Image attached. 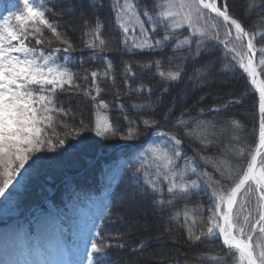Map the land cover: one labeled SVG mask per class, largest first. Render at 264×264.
I'll return each instance as SVG.
<instances>
[{
  "label": "snow or ice",
  "instance_id": "6c2138e0",
  "mask_svg": "<svg viewBox=\"0 0 264 264\" xmlns=\"http://www.w3.org/2000/svg\"><path fill=\"white\" fill-rule=\"evenodd\" d=\"M86 3L96 8L100 5V0H70L69 6L65 7L63 12L72 16L77 10L83 9ZM110 6L114 10L119 7V11H116L117 24L123 33L122 42L125 45V51L130 53L144 50L163 51L167 46L165 42L177 41V48L188 45L189 49L187 55L175 58L198 60L207 50V41L219 40L220 25L216 22L219 18H222L225 40L232 36V29L235 30V41H243L247 38L246 52L238 51L235 43L229 48V43L219 40V43L224 46L226 56L234 53L232 59L239 58V68L251 78L252 89L259 94V145L247 164V169L235 180L234 185L228 188L220 187L221 180L231 179L234 175L227 160L222 157L201 155L200 159L205 165L211 166L213 171L202 169L183 156L180 138L175 134L158 130L161 122H167V117L173 115V111L168 109L159 114L161 119L152 116L142 120L145 129H152L153 134L160 138V143H155L149 149L150 156L146 154L138 167L136 165L132 167L135 168L136 174H142L144 177L143 185L146 187L140 189L141 194L150 190V194L159 195L161 198L153 200V204L161 210L166 206H173L176 201L190 202L199 193L202 184L212 189V196L215 199L214 206L208 210L211 216L208 218L206 231L201 230L199 234H196L186 223L187 240L196 244L202 240L222 237L223 245L227 250L226 258L213 256L212 260L219 259L220 264H264V161L257 168V156L261 154V149H264V79L258 78L254 66L257 55L253 43L255 33L246 31L241 22L230 14L228 0H222L220 4L217 0H160L159 3L153 0L152 14L147 9L142 13L153 25L150 32L141 21L138 14L139 6L133 0H124L122 5L117 0V3ZM258 7L264 11V0H260ZM156 9L159 11L157 12ZM46 11L48 10H42L41 7L34 5L32 0H23V8L14 12L9 11L3 18V23L0 24V198H8L11 195L10 188L17 178L22 176V170H26L25 166L37 153L56 151L57 147L65 145L67 137L73 136V133L79 136L81 129L88 128L83 120H80L79 127L60 121L63 128H70L71 131L65 133V138L56 139L55 142L52 138V133L55 131L54 114L75 119L70 110L62 106L57 107L54 97L58 90H64L65 85L69 90H79V85L75 83L79 77L71 70V65L74 61H78L82 67L84 60L83 57L73 56L77 46L68 39L66 33L60 31L56 24L47 19ZM124 16L128 19L124 20ZM82 19L87 27V18L82 17ZM13 20L17 22L15 25L12 23ZM132 22L139 25L140 37H134L129 42L130 31L133 33L136 31L134 28H129ZM29 24L32 25L31 31H29ZM94 24V28H88L84 33L91 38L84 42L83 49L90 51V58L107 61L103 77H109L115 83L112 74L113 64L103 55L109 49L106 40L102 38L99 18L94 21ZM161 25L164 34L162 38H156ZM45 28L51 32L50 38H45ZM177 30L188 31L189 35H184L183 39L179 40L182 33ZM260 38L264 40V34H261ZM31 41H34L35 45L47 43L48 47L45 49L30 46ZM192 45L195 47L193 48ZM260 53L262 58L259 63L264 65V48L260 50ZM172 59V57L169 58V63ZM154 63L159 70L161 60L157 59ZM140 67L144 68L145 65ZM148 67H151V64ZM212 68L214 65L209 61L203 69L195 70L198 73V79L201 80V86L206 82V79H203L204 74L207 73L210 76ZM183 71L184 68L181 66L175 70H159L158 75L162 79L175 83L182 79ZM100 75L97 71H92L90 73L92 88H85L83 91L97 110L92 131L98 137L106 138L116 136L119 130L109 121L108 116L103 114L109 109V104L102 99L98 100L102 91L97 83ZM124 75L134 78L135 73L130 63L126 62ZM83 79L87 80L88 76L85 75ZM148 91L150 93L152 90L148 89ZM168 91L167 88L163 89L161 96ZM239 102V100H232L229 104ZM160 103L163 104L162 98ZM229 104L223 105L222 108L214 107L211 111L227 110ZM119 107L122 111L124 110L123 105ZM155 107L156 105L151 102L147 105H133L134 109L145 111H153ZM199 114L203 115V109ZM185 115L186 111L176 118L174 127L183 129L186 135L198 133L196 138L205 147L214 144L219 136L227 131L226 127H218L211 121H197L193 124L192 121L183 118ZM124 118L129 120L127 115ZM232 123L239 127L237 121ZM133 125L135 121L129 120V128L121 136L122 139L138 138L139 129ZM200 133L203 135H199ZM232 139L238 140L239 137L233 136ZM182 158L186 160L183 167L177 163ZM149 160L151 163H148ZM214 173H218L220 178H215ZM161 177L167 182V193L171 197L167 201L162 198L163 192L159 187ZM136 184H140L139 175H137ZM242 192L244 195L238 200ZM253 196L256 200L254 210L258 214V219L254 222L253 210L249 208ZM106 207L108 211L98 218L99 222L93 219L78 226L76 239L71 241L70 250L65 258L3 261L0 264H108L109 250L113 245L104 242L101 235L104 223L110 222L112 216L110 206ZM197 211H199L197 208L191 211L186 208L184 211L186 222L192 215V224H195L194 214ZM178 216L179 213H176L170 219H176ZM116 247L122 248L123 245L118 244ZM140 247H147V244H141ZM185 264L188 262L186 261Z\"/></svg>",
  "mask_w": 264,
  "mask_h": 264
},
{
  "label": "rangeland",
  "instance_id": "374dc122",
  "mask_svg": "<svg viewBox=\"0 0 264 264\" xmlns=\"http://www.w3.org/2000/svg\"><path fill=\"white\" fill-rule=\"evenodd\" d=\"M62 1L63 0H55V5L53 6L52 9L53 17L55 18L61 15L58 12V10L63 8V4L59 6L57 3H62ZM112 3L113 4L117 3V0H113ZM118 3L122 5L124 3V0H118ZM259 3L260 0H245V2L244 0H235L234 9H236V12H238L239 14H244V12L245 14L246 13L252 14L251 11H253L255 6L258 7ZM18 4L19 7L23 8V0L20 1ZM245 4L247 5L246 8L248 9L246 11H245ZM83 9L77 10L74 13V15L69 16V18L65 20V23L66 22L68 23L66 24V28L68 32H70L75 37L82 34L85 25L84 21H79L76 18V14L79 16H85L86 18H89L91 16V14L90 16H88V10H85V8ZM116 11H119V7L116 8ZM158 11L159 9H157V12ZM142 13L143 12L139 11L138 8V14L140 15V19L141 21H143L145 28L148 29L150 32L153 25L148 21V18L146 16H143ZM123 19L127 20L128 17L124 16ZM261 21L264 22L263 19H251L249 21L250 28H248V31L250 33H255V39L260 42L259 55L256 58V61L258 63L259 69H261L260 71H262L264 74V65H260L259 63L260 59L262 58L260 50L264 48V44L262 43L264 40L260 38L261 34H264V25L261 24ZM216 22L220 25L219 40H225L224 27L222 25V22H220L219 20ZM2 23H3V19L0 20V24ZM129 28L130 29L134 28L136 30L135 33L130 31L128 37L129 42H131V40L134 37L136 38L140 37L138 24L132 22L129 24ZM177 31L182 32L183 30H177ZM234 38H235V30L232 29V36L228 37L227 40H225V42L229 43V48H231L233 43H235L237 50L243 52L244 45L242 41H235ZM182 39L183 37H179V40ZM219 40L213 39L207 41V49L209 45L215 43L219 44L224 49L223 44L219 43ZM174 44L177 45V41H174ZM219 45H215L214 49L208 52L204 63L200 67H195L191 71V75H189L186 83H184L182 86L183 88L181 89L179 87L176 88L177 92L173 94L174 96L173 98H171L172 99L171 101L178 102L179 100L182 101L184 100L186 102L187 101L186 99L193 94L194 87L192 88V86H194L196 82L201 81L200 79H198V73L195 70L203 69L205 66L208 65V62L211 61L212 64L214 65V68H212L211 70V75L208 76V74L205 73L203 77V79H206L204 86H206L207 88L202 91V94L200 96L198 97L196 96V97L199 99H205L206 97L213 99L211 106L214 107L217 106L214 104V101L218 102L223 95L225 96L230 94L232 99L229 100L231 101L239 100L240 101L239 103L241 102L243 103V105H239V108H241V110L236 111L237 113L241 114L242 118L245 121V125L243 129L245 130V132H254V129L252 128V126L254 125V117H253L254 112L251 109L253 107L252 102H254V99L253 96L250 94L249 89L244 88L240 78V74L235 69L236 65L238 64L239 58H237V60H233L232 55H234V53H230L226 56L224 51L225 49L224 50L221 49L220 47H218ZM54 46H59V45H54ZM176 57H182V55L181 56L177 55ZM162 100L164 104L163 111L165 109L170 110L171 109V107H169L170 100L169 99H166V101L164 99ZM198 102L199 105H202L200 101ZM75 106L76 107H74L73 113L76 119L80 115L83 116L85 114L86 106H81L78 102L75 104ZM160 107L162 108V106ZM194 109L201 110V108H194ZM185 111L187 110H183L182 113ZM154 112H156V110ZM184 119H189L190 121H192V118L190 116H187ZM207 119L203 121H210L212 118H207ZM72 121L69 120V122ZM223 121L226 124L223 123L222 126L227 127L228 125L230 128H232V130L236 128V126H234L232 122L227 123L225 120ZM257 124H259V121H257ZM64 130L65 128L61 127V132ZM245 132H243L242 130V132L237 134L240 135L241 138H239L236 142L234 141L228 143V145L225 144L223 148L221 146L222 152L225 156L224 158H226L227 162L231 165L234 173L231 179L221 180L220 187L222 188H228L235 180L238 179L239 175L241 174L240 171L243 169L247 161L251 145L256 142V134L254 133L251 134L245 142L241 141V140H245L246 139L245 137H248V134H245ZM225 135H230L231 137L236 136L234 132L229 131L227 133L223 132L219 136V138L223 140V136ZM111 139L112 138L108 139L104 143L102 142V144H95L92 147H90L89 145L87 147L84 146L82 148L85 152L84 154L87 156H91L92 152L94 153L96 148H99L98 151H104L105 149L111 146L117 145V143L121 141V139L120 141L118 140L111 141ZM70 150L72 149L68 148V150L66 151H70ZM45 152L47 151L37 153L36 156L33 157V160H30L29 164L25 166L26 170H22V176L17 178V181L14 182L13 186L9 190L11 195L8 198H0V219L2 220V224L0 226V262L3 261L13 262V261H23V260H59L65 258L67 252L70 250L71 241L76 239L78 226L83 224L85 221H88V219L92 216V211H90V204L85 202L83 203V205L82 204L80 205L79 203H75V201L71 200L67 208L69 214L63 212L64 213L63 220L66 223H68L70 216L72 217L74 213H77L76 219L74 220L70 219L71 220L70 226L62 225L61 221L56 216V214L54 212L51 213L49 210L43 209L44 207L39 208L33 215H28V222H24L23 219L22 221L15 219L19 217L17 215V213H19L18 207L16 206L15 203H19V202L23 203L25 204V208H26L29 203L34 202L36 200L39 201L45 194H47V192H49L52 184L58 179V175H59L58 173L60 170H55V169L59 167H56L55 169H51L49 168V165L53 164L51 160L55 161L54 159H56V161L59 162V159L61 158H59L58 156H54L53 153L51 155L50 152L49 155H45L44 154ZM142 152L143 150L142 148H140L139 155H144L142 154ZM241 152L243 153L242 155ZM183 156H186L187 159L188 157L189 158L192 157L185 155L184 153ZM141 158L145 159L144 156H142ZM261 158L262 160L260 159L259 162L257 163V168H259L261 166V162L264 161V153ZM39 159L42 165L44 163H47L45 172L44 173L41 172V170H43L44 167L37 168L39 174V181H37L36 186L34 182L31 183V185H33L31 190L29 191L22 190L21 189L22 187L20 188V185L23 184V182H25L24 181L25 173L29 169L31 163L35 165ZM180 161L182 162L180 166L183 167L186 163V160L182 158L177 163H179ZM194 164L202 168L198 162H195ZM35 167L37 166L35 165ZM212 171L213 169L211 168V166H209V172ZM214 176L217 179L220 178L218 173H214ZM24 188H27V183L24 186ZM200 190L205 193L202 194L198 203L192 207V209L193 208L199 209V211H197L198 214L195 213L194 216L195 223L197 225L196 229L194 230L196 234H199L201 230L206 231V227L208 225V218L211 216V213L208 210L209 208L214 206L213 202L215 199L212 196V189L207 188L202 184ZM126 194L128 196L129 201L127 202V205L123 204L124 209L125 208L126 209L119 212L118 218H120V226L122 225L123 227H125L128 233H134L133 235H136L134 238H136L135 240L137 246H135L132 249V251H134L135 254L131 257L132 258L131 259L132 263L130 262L131 264L136 263L135 262L136 259H138V262L141 261V263L138 264H172L171 261H175L173 264H185L186 261L188 262V264H220L219 259L212 260L211 258L213 256L218 258H226V252L221 253L220 255L211 254L209 256V251L215 249L216 244L214 243V240H202V242H197L196 244H192V245L187 244V246L186 244H184L186 248L183 246H182L183 248H181L179 246L180 233L177 231L175 227L177 226L180 228V225L179 223H173V220L170 219V217L172 216L171 214H169L166 211L165 212L160 210L155 211L154 209H152L149 203L145 202L147 198L138 197L139 195L137 193L131 191ZM243 195L244 194L242 192L240 194L239 200L241 197H243ZM84 199H88V198H84ZM101 203L100 202L97 203V207L99 208L102 207ZM255 206H256V200L255 197L253 196L252 204L249 205V208L253 210V218L256 217L257 215V212L254 210ZM123 216L126 217V218L124 217L125 220L123 219ZM192 219L193 216L190 215L187 219V222L185 219L183 223L185 225L186 223L187 225H191ZM16 222L18 223L15 224ZM27 223L31 224V227L28 230L26 229V226H28ZM142 232H146L147 234H142ZM69 233H71L72 236H70ZM184 233H188L187 227L184 230ZM140 240L149 242V245L152 244V247H148L147 249L146 247H143L145 248V250H143V248L140 247V245L145 243L141 242ZM158 241L162 242L163 244L154 247L153 243ZM193 252H196L197 255Z\"/></svg>",
  "mask_w": 264,
  "mask_h": 264
},
{
  "label": "trees",
  "instance_id": "16d2710c",
  "mask_svg": "<svg viewBox=\"0 0 264 264\" xmlns=\"http://www.w3.org/2000/svg\"><path fill=\"white\" fill-rule=\"evenodd\" d=\"M234 1L235 0H229L228 4H229V11L231 14H233L236 18H238L241 23L248 29L249 27V21L251 19H263L264 20V11H261L259 9V7L255 6V8L253 9V11H251L252 14L250 13H246L244 12V14H239L238 12H236V9H234ZM155 2H157V0H155ZM245 2V0H244ZM138 3L141 7L147 9V10H152V4H153V0H138ZM59 6L63 4V8L59 9L58 12L61 14L59 17H57V19L54 20V24H56L58 26V29L64 33L67 34L68 39H70L74 45L77 46V51L75 52V54H80V57H83L84 60V64L81 67V65L78 66L77 69H75V73L78 74L79 79H82V77L84 76L88 65L91 64V67L93 69V71H97L98 73H100V78H99V86L102 89V94H103V100H107L108 102L110 101L112 103V105L110 104L112 110L111 113L113 112L114 114H116V116L114 117V121H115V125L114 127H116L119 131L118 134L116 136H108V137H98L94 131H92L93 125H91V121L89 119V112H88V106L85 105V103L83 101H81L80 99L78 100V103L81 106H86L85 108V114L83 116H79L78 118H76L75 120H73L72 124H75L77 127H79V122L80 120H83L84 123L86 125H88L87 129H81L80 131V135L78 136V143L76 145H73L71 148L70 147H57L56 151H47L44 154L45 155H52V153L54 154V156H58L59 158V162L56 161V159H54L55 161H52L53 164L49 165V168L51 169H55V170H60L59 171V175H58V179L56 181H59L61 179V177H63L64 175L67 174H73L76 172V170L78 168L83 167L87 161L89 159L92 158V156L94 155V153L99 150V148L95 149V152H92L91 156H87L84 153V150L82 149L84 146L87 147L88 145L90 147H92L95 144H102V142L104 143L105 141H107L108 139L112 138L111 141H120V139L122 140L121 136L125 133V131L129 128V120H134L135 121V125H133V127H136L139 129L140 135L138 136V138L133 139V140H141L142 136H143V129H145L142 120L143 119H149L152 116H155L157 119L159 118V112L157 111V108L160 106V99H164L166 101V99L170 100V106L171 109L169 111H173V113L177 114V110H176V106L174 105V101L172 102L171 98H173V94L176 91V88L179 87L180 89L183 88V84L186 83L189 75H191V71L193 69L189 68L186 69V66H184V71L182 73V79L180 82L177 83H172V82H168L167 85L170 88V91L168 93H165L161 96L162 93V87L164 89V85L166 84V80L162 79L161 77L157 76L155 74V69H153L154 66V62L157 59L161 60V68L160 70H164V71H169V70H173L176 67H181L185 61L182 59L179 60H175L173 57V52L172 49L170 47H166L163 51L161 50H155V51H133V52H127L125 51V45L122 42L123 41V34L120 32V30L115 27V17H114V13L113 8L110 6V0H100V5L96 8H92L90 6L87 5V3L85 4V10H88V16H91L89 18H87V21L89 19L88 25L87 27H85L84 25V30L82 31V34L78 35V36H73L70 32H68L67 28H66V24H68L67 22L65 23V20H67L69 18V15L66 12H63V9L65 7H68L70 4L69 0H63L62 3H57ZM246 4H245V11L248 10L246 8ZM84 11V9H83ZM82 17L86 18L85 16H79L76 14V18L79 21H83ZM99 18L100 22H101V29L103 31V37L106 42H107V47H108V51H106L105 53H103L104 56H106L108 58V61H110L113 64V75L115 78V83L112 82V79L109 77H103V71L106 68V64L107 61H102V60H96V59H92L91 57V53L89 50L87 49H83V44L86 40H89L91 37L86 36L84 33L85 31L88 30V28H94L95 24L94 21ZM261 24L264 25V22L261 21ZM47 30V29H46ZM49 36L51 37V32L48 31ZM259 42V41H258ZM264 42V41H263ZM172 57V62L169 63V58ZM204 58V56L202 57V59ZM126 62L130 63L132 65L133 68V72L135 73L134 78H128L124 75L125 72V67H126ZM203 62V61H202ZM151 64V67H148V65ZM203 64V63H202ZM140 65H145L144 68H141ZM154 71V72H153ZM241 81L243 83L244 88L248 89L245 81L243 80V78L240 76ZM126 81L127 86L130 88H136L139 89L132 93H125L126 88L124 87V82ZM233 81V80H232ZM151 89L152 91L149 93V91L147 93H143L141 92L143 90V88ZM194 87V88H193ZM193 88V94L188 97L186 100V102L183 100H179L184 102V106L185 108H193V107H199L201 109H207L208 107L211 106L213 99H210L208 97H206L205 99H199L197 98L198 96H200L202 94V91L205 90L207 87L204 86V84L201 86V81H198L195 83L194 86H192ZM125 93V95H124ZM229 94V93H228ZM197 96V97H196ZM227 97V98H226ZM123 98V100H122ZM226 98V99H224ZM228 98H231L230 94L229 95H223L220 100L218 102L214 101V104H219V103H223L224 101H226ZM224 99V100H223ZM122 103L121 105H123V109L125 110H121L120 107L116 108V105L118 103H116L117 101H121ZM198 101H200V103L202 105H199ZM154 103L156 105L155 109L153 111H145L142 109H134L133 105H147L148 103ZM159 102V103H158ZM77 102H73L74 106L73 109ZM240 104H235L234 106H230L227 108V110H222L220 112H210L207 113L205 115L199 116L198 114H196L195 112H189V114L185 115L183 118L190 116L192 118V123L195 124L197 121H203L206 120L207 118H212L210 121L211 122H215L218 127L222 126L223 123H225L223 120H225L227 123H230L232 121H237L239 124V127L236 126V124H234V126H236V128L234 130H232V128H230L227 125V132H234V134L236 136H238L239 138H241L239 134L240 132H245L244 125H245V121L242 118L241 114L237 113V110H241V108H239ZM156 110V112H154ZM125 115H127V117L129 118V120H126L124 117ZM176 116H174L175 118ZM185 120H189V119H185ZM208 120V119H207ZM226 124V123H225ZM121 128V131H120ZM252 128L254 129V125L252 126ZM69 131H71V129L69 128ZM67 129L66 131L64 130L63 133L69 132ZM245 134H248V137H245V140H241V141H246L247 138H249V136L251 134H253V132H245ZM177 135L178 137L182 140V142L185 144L186 148L192 152V154L198 158V160L204 164V162L200 159L201 155L204 156H209V157H213V158H223L226 160V158H224V154L222 152L221 146L222 148L224 147L225 144L228 145V143L231 142H236L237 140H233L232 137L230 135H225L223 136V140H221V138H218L214 144H210L207 147H205L203 144H201L199 142V140L196 138L198 133H190L188 135H186L184 133L183 129H179L177 131ZM199 135H203L202 133H200ZM73 136L75 137V134L73 133ZM70 136V137H73ZM124 140V139H123ZM127 140V139H125ZM68 148L72 149L70 151H66L68 150ZM64 152V153H62ZM68 152V153H67ZM61 153V154H60ZM50 159V158H49ZM46 164L44 163L43 165L41 164L40 159L36 162V166L33 165V163H31L29 169L27 170V172L25 173V178L24 181L27 183V188H24V186L26 185L25 182H23V184L20 185V188L24 191H29L32 189L33 185H31V183L35 182V186L37 184V181H39V174H38V169L40 167H44L43 170H41L42 173L45 172V168H46ZM205 165V164H204ZM207 171H209V166L205 165ZM28 173V174H27ZM167 192V191H165ZM165 192H163V196L162 198H166L169 197L168 194H166ZM24 194V192H23ZM22 194V195H23ZM127 196V194H126ZM136 196V195H135ZM138 196V195H137ZM141 197V196H138ZM142 198V197H141ZM161 198L160 196L158 197V199ZM157 199L155 196H151L149 195L147 197V200L145 202L149 203L150 206L152 207V209L156 210H160L161 209L159 207L154 206L153 204V200ZM128 200V199H127ZM127 200L125 201V203H122L120 206H117L119 212L125 210L123 207V204L127 205ZM165 201H167L168 199H164ZM18 201V200H17ZM37 201V200H36ZM34 201V202H36ZM40 201V200H39ZM19 202V201H18ZM31 202V203H34ZM38 202V201H37ZM31 203H29L28 205H30ZM16 206L18 207V211H22L25 208V204L23 203H15ZM170 206H166L164 207L163 211L168 212L169 214L172 215L173 211H171L169 209ZM126 215V213H125ZM176 214L172 215L175 216ZM173 223H179L180 228L175 226L177 231L180 233L179 234V240H180V244L179 246L181 248L185 247L184 244L188 245H192V243L190 241L187 240V235L188 233H184V230L186 229L185 224L183 223V218H180L179 216L176 219H172ZM193 231L196 229V227H194V225L192 226ZM143 233V232H142ZM136 236V235H135ZM134 236V237H135ZM133 237V236H132ZM136 238L132 239L129 244H131L130 248L127 249V253L125 254V259H129V263L131 261V257L135 254L134 251H132V249L137 246L136 244ZM122 241V240H121ZM141 242H145L143 240H140ZM124 243V241H122ZM159 243L162 242H155L153 243V245H157ZM179 243V242H178ZM152 244L149 245V242H147V247H150ZM183 246V247H182ZM186 248V247H185ZM216 245H215V249H216ZM214 249V250H215ZM124 250V249H123ZM143 250H145V248H143ZM197 255L196 252H193ZM158 259V258H155ZM161 261V259H160ZM136 263L133 264H138V259L135 260ZM141 262V261H139ZM175 261H171V263L173 264ZM130 263V264H131Z\"/></svg>",
  "mask_w": 264,
  "mask_h": 264
},
{
  "label": "bare ground",
  "instance_id": "6f19581e",
  "mask_svg": "<svg viewBox=\"0 0 264 264\" xmlns=\"http://www.w3.org/2000/svg\"><path fill=\"white\" fill-rule=\"evenodd\" d=\"M259 54V53H258ZM258 57V56H257ZM93 93L95 94L94 90H93ZM102 93V92H101ZM246 103V102H245ZM253 104V112L256 113V108H255V104L254 102H252ZM243 105V103L241 104ZM162 106V108L160 107ZM158 108H157V111L159 112V114L161 112H163V109H164V104L160 105ZM160 117V116H159ZM125 216H123V219L125 220L124 218ZM112 229H113V233L115 235V237H118V235H122V238L125 240V243H129L132 239H134V236L133 235L134 233H128V231L126 230L125 227H123L122 225L120 226V218H117L115 220V222L113 223L112 225ZM150 232V231H149ZM142 234H147L146 232H143ZM117 235V236H116ZM130 236H133V237H130ZM167 241V240H166ZM163 243H159L158 245H154L155 246H159V245H162ZM152 247V245L150 246ZM137 263H141V262H137Z\"/></svg>",
  "mask_w": 264,
  "mask_h": 264
}]
</instances>
